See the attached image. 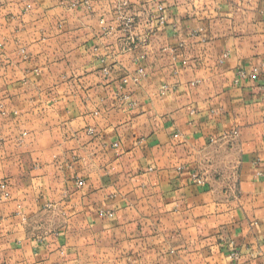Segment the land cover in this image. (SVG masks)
<instances>
[{"label":"crops","instance_id":"0c3cea01","mask_svg":"<svg viewBox=\"0 0 264 264\" xmlns=\"http://www.w3.org/2000/svg\"><path fill=\"white\" fill-rule=\"evenodd\" d=\"M2 182L0 264H264V0H0Z\"/></svg>","mask_w":264,"mask_h":264},{"label":"built area","instance_id":"2783aa9c","mask_svg":"<svg viewBox=\"0 0 264 264\" xmlns=\"http://www.w3.org/2000/svg\"><path fill=\"white\" fill-rule=\"evenodd\" d=\"M255 70H257V69L255 68ZM241 76L245 77L246 73L242 72ZM192 176H193V179L196 180L197 182H199V183H203L204 182V179L200 175L193 174ZM79 184L82 185L83 181H79ZM0 188L2 190V197L3 198H8L10 196V192H9L7 183L6 182L0 183Z\"/></svg>","mask_w":264,"mask_h":264}]
</instances>
